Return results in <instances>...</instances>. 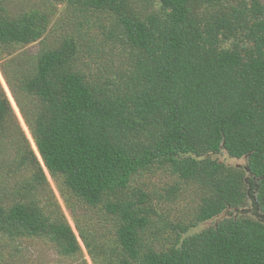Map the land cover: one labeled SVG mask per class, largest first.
Listing matches in <instances>:
<instances>
[{
  "label": "trees",
  "instance_id": "1",
  "mask_svg": "<svg viewBox=\"0 0 264 264\" xmlns=\"http://www.w3.org/2000/svg\"><path fill=\"white\" fill-rule=\"evenodd\" d=\"M52 1L71 26L0 0V71L77 235L50 191L0 204V264L21 261L6 249L19 239L70 264H87L80 242L92 264H264V2ZM10 125L22 133L0 86V134ZM23 140L16 162L41 185ZM179 197L189 216L170 218Z\"/></svg>",
  "mask_w": 264,
  "mask_h": 264
},
{
  "label": "rangeland",
  "instance_id": "2",
  "mask_svg": "<svg viewBox=\"0 0 264 264\" xmlns=\"http://www.w3.org/2000/svg\"><path fill=\"white\" fill-rule=\"evenodd\" d=\"M4 1L6 2L8 9L12 13H16L23 10H29L31 8L46 10L50 8V6H52L53 14L51 16L52 19L51 24L54 26L53 23L57 20L58 22H60L59 27L71 26L70 24L63 22L67 12L66 10H69V14H73V11H70L72 9L66 8L65 6L66 2L53 3L52 0H4ZM49 1H52L50 2L52 3V5L48 3ZM262 1L264 2V0ZM86 17L88 20L87 23L91 25V28L89 29L90 32L98 33L100 38V32L102 31L100 25L105 22V19H103L102 15H98L97 13L94 12H87ZM71 19L72 18L70 17L66 18V20L72 22ZM74 22L75 20L73 21V23ZM52 25L50 26V28L52 27ZM52 30L54 31L55 28H53ZM38 41L25 44L22 46V49L25 51H36V49H38ZM96 54L98 53H96L95 51L90 52V55L95 56ZM98 61L99 60L97 59V62ZM102 63L105 62L102 61ZM97 64L100 67L102 66L99 63ZM103 66L106 67L105 65ZM0 86L2 87L3 91L5 92V95L7 96V99L15 115V119L18 122V125L23 133V134L17 133L10 125L9 129L12 132V133L10 132L11 135H9V133H6V131L1 132L0 134V204L6 205L12 203L13 200L15 199H24V196L32 197L31 199H34L37 197V192L50 191L53 197L56 199L58 205L60 206V209L64 213L66 220L68 221V223L74 230L75 234L77 235L73 218L71 217L69 211L66 209L63 199L61 198L54 181L48 174L47 170H45V168L42 166L38 152H36L34 149L35 146L33 144L31 135L27 129V126L18 108L16 107L15 102L13 101L9 93L8 87L5 84L1 71H0ZM24 137L30 143V146L33 149L34 153L36 154L38 160L40 161L43 172L45 174L46 182L41 181V185L32 186L33 183L31 181L28 182L29 184H26L25 182L29 180L30 172L27 171L26 169H22V167L16 162L17 150L20 149L19 148L20 146L24 145V140H23ZM12 138L13 140H11ZM217 159L227 165L237 166V165L245 164L244 158H239V159L230 158L224 152L217 155ZM159 182L161 183L162 181ZM41 188H45V189L42 190ZM165 206L169 207L167 211L169 212L170 218H174L177 216L184 218L185 216H189V214L187 215V208L189 206H187L186 201L180 197L177 198L176 202L173 204L169 202H165ZM244 209L246 214L249 213V215L252 216V213L250 211L251 209L250 200L246 202ZM214 221L215 219H210L204 222H200L196 227L192 228L190 232H197L203 228L211 226L214 223ZM80 245L83 251L82 253L83 258L86 260L87 264H92L81 242ZM6 246H7L6 249H10L12 247L20 248L21 253L16 257L17 258L22 257V259L21 261H19V263H15V264H56V263L60 264L61 262L65 264H70L71 261L70 259L61 258L60 256H58L54 252V250H52V247L45 240L42 239H19L17 242L14 243L8 244L7 242Z\"/></svg>",
  "mask_w": 264,
  "mask_h": 264
},
{
  "label": "water",
  "instance_id": "3",
  "mask_svg": "<svg viewBox=\"0 0 264 264\" xmlns=\"http://www.w3.org/2000/svg\"><path fill=\"white\" fill-rule=\"evenodd\" d=\"M246 171H247V167H245ZM248 197L250 198V200L253 199V195L249 193V190H248ZM258 215V214H257ZM263 218H264V215H263Z\"/></svg>",
  "mask_w": 264,
  "mask_h": 264
}]
</instances>
